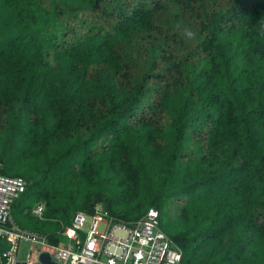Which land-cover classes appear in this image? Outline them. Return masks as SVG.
I'll return each instance as SVG.
<instances>
[{
	"label": "trees",
	"instance_id": "trees-1",
	"mask_svg": "<svg viewBox=\"0 0 264 264\" xmlns=\"http://www.w3.org/2000/svg\"><path fill=\"white\" fill-rule=\"evenodd\" d=\"M217 1L0 0L19 224L49 232L23 210L67 223L95 195L123 220L155 208L181 264H264V0ZM167 5L194 39L165 26Z\"/></svg>",
	"mask_w": 264,
	"mask_h": 264
},
{
	"label": "built area",
	"instance_id": "built-area-1",
	"mask_svg": "<svg viewBox=\"0 0 264 264\" xmlns=\"http://www.w3.org/2000/svg\"><path fill=\"white\" fill-rule=\"evenodd\" d=\"M27 185L22 176L0 172V264L17 260L41 264L38 257L42 253L58 264H181L182 251L161 228L159 213L153 207L136 220H123L104 203L96 202L89 211L74 212L66 223L47 218L44 203L36 201L23 215L54 221L56 228L42 232L22 226L13 215V205ZM22 241L29 245L27 255L35 253L37 263L17 258Z\"/></svg>",
	"mask_w": 264,
	"mask_h": 264
},
{
	"label": "rangeland",
	"instance_id": "rangeland-1",
	"mask_svg": "<svg viewBox=\"0 0 264 264\" xmlns=\"http://www.w3.org/2000/svg\"><path fill=\"white\" fill-rule=\"evenodd\" d=\"M225 2H226L225 0H219L216 3L218 5H220V6H222L223 4H225ZM209 5H211V4H209ZM161 10H162V14H161L160 17H163V20L167 21V22H164V23H166L165 26L166 27H172V30L175 29V30H178L179 33H181V32H184V29L191 24V22L185 16L184 17L180 16V19L182 21H176V19H174V14H175L176 11H175V9L173 7H170V6L167 5V6L163 7ZM202 66H204V65H202ZM96 202L104 203V205H106V207L109 209L107 201L101 200V199H99L98 196L92 195L89 198L88 206L85 207L82 210H87V211L91 210L93 205ZM101 228H102V225H100L99 230H101ZM227 241H228V236H224L221 240L218 241V243H212L208 247H209V249L215 247L218 250H222L226 246ZM27 251L29 252L28 243L27 242H23V241L20 242L19 251H18V257H27V253H28ZM28 257H29V260L32 261V263L36 262V256H35L34 252H31L28 255Z\"/></svg>",
	"mask_w": 264,
	"mask_h": 264
},
{
	"label": "water",
	"instance_id": "water-1",
	"mask_svg": "<svg viewBox=\"0 0 264 264\" xmlns=\"http://www.w3.org/2000/svg\"><path fill=\"white\" fill-rule=\"evenodd\" d=\"M38 261L41 264H58V263L52 262L47 253H42L41 255H39ZM8 264H11V263H8ZM14 264H27V262L25 260H17L14 262Z\"/></svg>",
	"mask_w": 264,
	"mask_h": 264
},
{
	"label": "clouds",
	"instance_id": "clouds-1",
	"mask_svg": "<svg viewBox=\"0 0 264 264\" xmlns=\"http://www.w3.org/2000/svg\"><path fill=\"white\" fill-rule=\"evenodd\" d=\"M184 36L189 39H194L196 37V32L192 26H188L184 29Z\"/></svg>",
	"mask_w": 264,
	"mask_h": 264
},
{
	"label": "crops",
	"instance_id": "crops-1",
	"mask_svg": "<svg viewBox=\"0 0 264 264\" xmlns=\"http://www.w3.org/2000/svg\"><path fill=\"white\" fill-rule=\"evenodd\" d=\"M1 250V249H0ZM18 251H19V247H18ZM18 251H17V258L18 259H25L26 257H18ZM27 258L29 259L28 255H27ZM2 258H0V261H1ZM3 261V259H2ZM29 262L31 263L32 261L29 260Z\"/></svg>",
	"mask_w": 264,
	"mask_h": 264
}]
</instances>
